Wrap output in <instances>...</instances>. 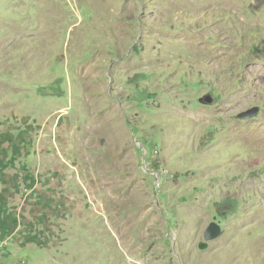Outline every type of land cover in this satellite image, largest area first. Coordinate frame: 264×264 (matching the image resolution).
Here are the masks:
<instances>
[{
    "label": "rangeland",
    "instance_id": "1",
    "mask_svg": "<svg viewBox=\"0 0 264 264\" xmlns=\"http://www.w3.org/2000/svg\"><path fill=\"white\" fill-rule=\"evenodd\" d=\"M263 131L264 0H0V264H264Z\"/></svg>",
    "mask_w": 264,
    "mask_h": 264
},
{
    "label": "water",
    "instance_id": "2",
    "mask_svg": "<svg viewBox=\"0 0 264 264\" xmlns=\"http://www.w3.org/2000/svg\"><path fill=\"white\" fill-rule=\"evenodd\" d=\"M205 100L206 102L210 103L213 99L211 96H207L205 98H200V101ZM258 109L253 108L246 111H243L239 114V117L241 118H248L257 113ZM222 232V227L217 221H211L204 232V237L207 241L213 240L217 238ZM203 247H205V243L202 244Z\"/></svg>",
    "mask_w": 264,
    "mask_h": 264
},
{
    "label": "crops",
    "instance_id": "3",
    "mask_svg": "<svg viewBox=\"0 0 264 264\" xmlns=\"http://www.w3.org/2000/svg\"><path fill=\"white\" fill-rule=\"evenodd\" d=\"M8 155H9V152L7 153ZM25 159H27V155L25 154ZM3 188H4V186L2 185V184H0V190H3ZM34 188H32V190H33ZM5 211L6 212H8V213H12V209H14V208H12V207H10L8 204H6L5 205ZM20 208V207H19ZM25 211H27V209H25ZM0 214H1V212H0ZM6 215H4V217H5ZM27 217V212H26V214H20V218H22V217ZM17 217V216H16ZM15 217V218H16ZM2 217H0V219H1Z\"/></svg>",
    "mask_w": 264,
    "mask_h": 264
},
{
    "label": "built area",
    "instance_id": "4",
    "mask_svg": "<svg viewBox=\"0 0 264 264\" xmlns=\"http://www.w3.org/2000/svg\"><path fill=\"white\" fill-rule=\"evenodd\" d=\"M3 251H4V246L3 245H0V256H2L3 254Z\"/></svg>",
    "mask_w": 264,
    "mask_h": 264
},
{
    "label": "bare ground",
    "instance_id": "5",
    "mask_svg": "<svg viewBox=\"0 0 264 264\" xmlns=\"http://www.w3.org/2000/svg\"><path fill=\"white\" fill-rule=\"evenodd\" d=\"M196 44H197V42H196ZM124 65V64H123ZM262 134H264V131L263 132H261ZM260 224V223H259ZM257 242V241H256ZM225 245V244H224ZM255 245V244H254ZM262 249V248H261ZM252 250V249H251ZM255 250V249H254ZM260 251V250H259Z\"/></svg>",
    "mask_w": 264,
    "mask_h": 264
}]
</instances>
